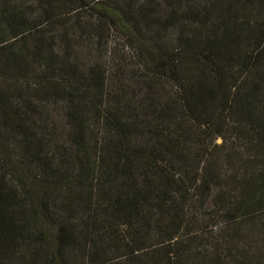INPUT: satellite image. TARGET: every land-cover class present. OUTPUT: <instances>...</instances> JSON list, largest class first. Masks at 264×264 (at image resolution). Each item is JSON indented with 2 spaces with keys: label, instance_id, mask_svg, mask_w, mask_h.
Masks as SVG:
<instances>
[{
  "label": "trees",
  "instance_id": "16d2710c",
  "mask_svg": "<svg viewBox=\"0 0 264 264\" xmlns=\"http://www.w3.org/2000/svg\"><path fill=\"white\" fill-rule=\"evenodd\" d=\"M0 264H264V0H0Z\"/></svg>",
  "mask_w": 264,
  "mask_h": 264
}]
</instances>
